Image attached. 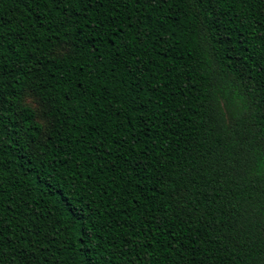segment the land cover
Wrapping results in <instances>:
<instances>
[{
    "label": "trees",
    "instance_id": "16d2710c",
    "mask_svg": "<svg viewBox=\"0 0 264 264\" xmlns=\"http://www.w3.org/2000/svg\"><path fill=\"white\" fill-rule=\"evenodd\" d=\"M0 264H264V0H0Z\"/></svg>",
    "mask_w": 264,
    "mask_h": 264
},
{
    "label": "rangeland",
    "instance_id": "374dc122",
    "mask_svg": "<svg viewBox=\"0 0 264 264\" xmlns=\"http://www.w3.org/2000/svg\"><path fill=\"white\" fill-rule=\"evenodd\" d=\"M26 102L35 107L37 109V112H39V119L45 124V126H48V120L47 118L44 116V108L43 106L40 104V102L38 101V99H36L33 96H28L26 99Z\"/></svg>",
    "mask_w": 264,
    "mask_h": 264
}]
</instances>
